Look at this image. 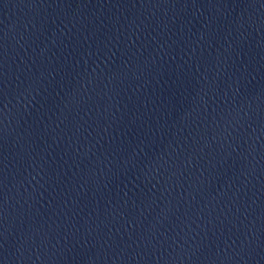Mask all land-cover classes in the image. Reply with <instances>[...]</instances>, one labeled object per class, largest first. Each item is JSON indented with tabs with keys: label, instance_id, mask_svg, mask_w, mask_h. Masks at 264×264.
<instances>
[{
	"label": "water",
	"instance_id": "1",
	"mask_svg": "<svg viewBox=\"0 0 264 264\" xmlns=\"http://www.w3.org/2000/svg\"><path fill=\"white\" fill-rule=\"evenodd\" d=\"M0 264H264V0H0Z\"/></svg>",
	"mask_w": 264,
	"mask_h": 264
}]
</instances>
